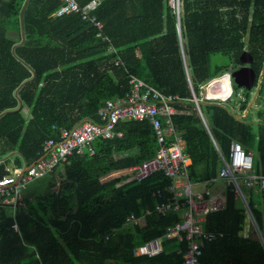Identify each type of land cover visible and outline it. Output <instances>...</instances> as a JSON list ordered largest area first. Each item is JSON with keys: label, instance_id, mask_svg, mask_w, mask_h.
I'll list each match as a JSON object with an SVG mask.
<instances>
[{"label": "trees", "instance_id": "16d2710c", "mask_svg": "<svg viewBox=\"0 0 264 264\" xmlns=\"http://www.w3.org/2000/svg\"><path fill=\"white\" fill-rule=\"evenodd\" d=\"M76 1L83 7L91 0ZM24 2L0 0V113L22 104L0 118V158L18 153L0 162V178L20 170L21 158L35 163L62 129L100 124L98 111L128 92L130 76L178 97L172 122L192 182L207 188L217 182L219 153L227 157L231 142L250 152L253 173L264 175V0H179L177 12L168 0H101L92 13L100 31L78 13L55 17L59 0H29L19 45ZM242 68L254 75L249 89L231 77L227 100L202 98L211 80ZM241 76L249 83L250 73ZM256 88L254 101L262 107L238 117ZM116 131L122 136L92 142L93 155L75 153L25 187L15 209L0 199V264H181L185 244L176 239H161L162 251L151 257L132 253L162 238L180 215L153 213L170 197L161 172L140 182L124 183L126 174L104 179L151 159L157 148L146 122L119 123ZM241 191L254 224L226 184L224 209L203 224L222 237L206 245L201 264H264V197ZM129 215L144 217V224H126Z\"/></svg>", "mask_w": 264, "mask_h": 264}, {"label": "built area", "instance_id": "2783aa9c", "mask_svg": "<svg viewBox=\"0 0 264 264\" xmlns=\"http://www.w3.org/2000/svg\"><path fill=\"white\" fill-rule=\"evenodd\" d=\"M59 2L60 5L53 14L55 17L78 13L82 21L90 22L98 31L102 29V24L92 14L101 0H91L83 7H79L76 0H59ZM170 6L177 12L179 0H171ZM114 64L118 65V61ZM128 84L129 90L124 96L107 100L98 111L100 124L85 121L73 128L62 129L60 140L58 142L48 140L43 148L45 157L30 166L18 181L19 169H9V174L0 178L1 203L12 210L15 209L22 202L25 187L51 174L56 167L68 164L69 158L75 153L83 154L87 151L89 155H93L91 144L95 139L111 140L121 137L122 133L116 131L119 123L146 122L151 126L156 140L157 148L154 156L125 171L113 172L104 179L126 174L128 178L124 183L140 182L152 173L161 172L170 181L168 186L170 197L157 204L153 213L158 216L177 213L180 215V220L168 227L162 238L152 239L137 246L132 253L134 256L151 257L162 251L161 239H176L179 243L185 244L181 264H201L200 257L206 245L222 237L221 233L205 231L203 224L209 214L224 209V189L192 192V188L198 184L189 179L191 163L184 154L182 137L172 122V117L178 113L174 107L178 97L165 96L132 76ZM219 158L221 164L217 182L222 181L227 185H233L234 192L242 200L247 216L254 224L241 187L258 191L264 197V175L253 173L252 154L245 152L237 142L230 143L227 157L219 153ZM157 195L159 196L160 193L157 192ZM150 214V211L145 212V215ZM126 224L141 227L144 224V217L137 218L129 215L126 218ZM12 228L17 229L15 224ZM180 252L181 250H178V253Z\"/></svg>", "mask_w": 264, "mask_h": 264}, {"label": "water", "instance_id": "95a60500", "mask_svg": "<svg viewBox=\"0 0 264 264\" xmlns=\"http://www.w3.org/2000/svg\"><path fill=\"white\" fill-rule=\"evenodd\" d=\"M28 2H29V0H25V2H24V4H23V6H22V9H21V11H20V14H19V18H20V27H21V35H22V41H21V43L19 44V45H22V43H23V41H24V24H23V13H24V11H25V8H26V6H27V4H28ZM179 30V29H178ZM13 51V50H12ZM248 72V73H250V80H249V83H247V81H245V80H242V73L243 72ZM33 77H34V74H33ZM229 77H230V79H231V77L233 78V81L235 82V83H237L238 85H240V86H244V87H246V89L248 88V86H251V84H252V82H253V80H254V75H253V73L248 69V68H242V69H240L239 71H237V72H234V73H232V74H230L229 75ZM26 83V81L25 82H23L21 85H20V87L15 91V96L17 97V93H18V91L21 89V87H23V85ZM248 85V86H247ZM249 89V88H248ZM19 101V105H18V107L15 109V110H6V111H3L2 113H0V118L1 117H3L6 113H9V112H13V111H19L20 109H21V106H22V104H21V101L20 100H18ZM196 103V105H197V102H195ZM197 109H198V105H197ZM199 110V109H198ZM16 154H18L17 152H11V153H8V154H6V155H4L3 157H1L0 158V162H3V161H5V160H7V159H9L10 157H12V156H14V155H16ZM43 157H45V154L43 155V156H41L37 161H39V160H41ZM21 161H22V166H21V168H20V170H19V172H18V175H17V181L19 180V178L22 176V174L30 167V166H32L34 163H32V164H30V165H27V163H26V161L23 159V158H21ZM36 161V162H37Z\"/></svg>", "mask_w": 264, "mask_h": 264}, {"label": "crops", "instance_id": "0c3cea01", "mask_svg": "<svg viewBox=\"0 0 264 264\" xmlns=\"http://www.w3.org/2000/svg\"><path fill=\"white\" fill-rule=\"evenodd\" d=\"M229 75H230L229 73H224L223 75H221V78L217 79V82L216 81L213 82V83H217L216 84L217 85L216 88H213L214 90H210V89L208 90V91L216 92L215 96H219L218 97V99H220L219 101H225L231 95L232 87H231V79H230ZM222 79H225L224 84H222V83L219 84L218 83L219 80H222ZM209 88H210V86H209ZM256 92H257V88L254 89V92L252 93V99H251L247 109L241 114V116H238V117H242L243 118V117H246L248 114L254 115L256 113V111L259 109V107L260 108L262 107L261 104H256L255 101H254L255 96H256ZM201 95H202V93H201ZM202 98L204 99L203 95H202ZM216 101H218V100H216ZM190 163H191V161H190ZM219 182H221V181H219ZM216 183H218V182H216ZM198 185H200V184H198ZM208 189L210 190V189H212V187L207 188L205 186L204 190H208Z\"/></svg>", "mask_w": 264, "mask_h": 264}, {"label": "rangeland", "instance_id": "374dc122", "mask_svg": "<svg viewBox=\"0 0 264 264\" xmlns=\"http://www.w3.org/2000/svg\"><path fill=\"white\" fill-rule=\"evenodd\" d=\"M168 3H169V5H170V3H171V0H168ZM219 78H221V76L220 77H218V78H216V79H213V80H211L208 84H206L204 87H203V90H202V95H203V97H204V99L205 100H210V101H216V100H220V99H218V97L219 96H211V95H208L209 93H208V90H209V86L211 87L210 88V90H214L213 88H216V84L217 83H213L214 81H216L217 79H219ZM259 78H262V80L264 81V74L263 75H261ZM217 97V98H216ZM253 156V155H252ZM10 168H11V166H10ZM239 183H241V181H239ZM226 186V183L225 182H218V183H216V184H214L213 186H212V189H210V192L211 191H215V190H222V189H224V187ZM243 187V186H242ZM57 188H58V182H56L55 183V185H54V187H51L50 188V190L51 191H56L57 190ZM205 189V185L204 184H200V185H196V186H194L193 188H192V192L193 193H197V192H201V191H203Z\"/></svg>", "mask_w": 264, "mask_h": 264}, {"label": "bare ground", "instance_id": "6f19581e", "mask_svg": "<svg viewBox=\"0 0 264 264\" xmlns=\"http://www.w3.org/2000/svg\"><path fill=\"white\" fill-rule=\"evenodd\" d=\"M224 81H225V79H222V80H219L218 83H219V84H221V83L224 84ZM216 82H217V80H216ZM210 88H211V87H210ZM210 88H209V89H210ZM208 93H209L208 95H211V96H215V95H216V92L208 91Z\"/></svg>", "mask_w": 264, "mask_h": 264}]
</instances>
